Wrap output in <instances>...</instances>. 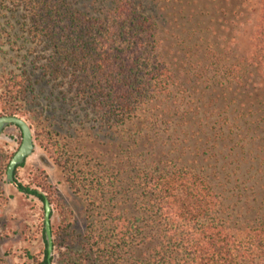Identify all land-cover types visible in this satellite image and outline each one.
I'll use <instances>...</instances> for the list:
<instances>
[{
	"label": "rangeland",
	"instance_id": "374dc122",
	"mask_svg": "<svg viewBox=\"0 0 264 264\" xmlns=\"http://www.w3.org/2000/svg\"><path fill=\"white\" fill-rule=\"evenodd\" d=\"M73 1L91 14L110 4ZM132 1L156 19L161 53L175 72L174 98L151 106L147 115L158 127L143 122L112 127L68 85L48 82L45 63L38 60L42 46L27 41L21 13L11 21L14 7L0 0V96L12 71H27L35 90V99L26 106L33 110L31 119L24 116L25 107L20 108L23 116H16L31 127L35 151L17 168L14 180L50 201L53 241L58 229L69 223L79 235L90 217L101 222L113 210L133 216L138 168L152 162L175 159L207 174L225 171L226 180L215 184L227 205L250 187L256 188L253 200H264V66L245 62L253 53L263 0ZM236 65L240 83L231 84L229 71ZM4 115L0 102V117ZM166 122L171 123L169 131ZM45 132L55 137L58 161L71 166L70 174L42 144L38 135ZM22 139L15 126L0 136V153L8 158V167ZM69 178L81 187L79 192ZM6 180V201L0 205V264H39L47 248L44 204ZM53 256H58L56 247Z\"/></svg>",
	"mask_w": 264,
	"mask_h": 264
},
{
	"label": "trees",
	"instance_id": "16d2710c",
	"mask_svg": "<svg viewBox=\"0 0 264 264\" xmlns=\"http://www.w3.org/2000/svg\"><path fill=\"white\" fill-rule=\"evenodd\" d=\"M5 1L14 7L11 21L21 13L27 41L42 46L38 60L45 63L48 82L68 85L112 127L136 122L158 127L147 115L151 106L174 98L175 72L161 53L153 16L132 0H109V6L94 14L73 0ZM253 41L245 62L264 66V0ZM229 74L231 84L240 83L238 65ZM5 83L6 93L0 96L4 116H23L20 108L35 99L31 75L12 71ZM24 113L31 119L33 110ZM166 123L169 131L171 123ZM51 134L38 137L58 161V143ZM7 161L0 153V205L6 201ZM57 164L73 171L66 163ZM225 173L207 174L175 159L146 164L138 168L134 183L133 216L113 210L101 222L90 217L79 235L73 223L60 227L54 241L58 256L49 261L46 248L39 264H264V200H253L256 188L250 187L238 192L235 204H225L215 184L226 180ZM72 178L68 183L79 192ZM13 183L19 193L44 204L46 196L38 190Z\"/></svg>",
	"mask_w": 264,
	"mask_h": 264
},
{
	"label": "water",
	"instance_id": "95a60500",
	"mask_svg": "<svg viewBox=\"0 0 264 264\" xmlns=\"http://www.w3.org/2000/svg\"><path fill=\"white\" fill-rule=\"evenodd\" d=\"M11 126L17 127L22 133V145L15 156L12 158L7 170V183L13 184L15 172L18 167L22 166L29 157L34 154L35 144L32 129L29 124L16 116H1L0 117V136ZM52 205L46 198L44 202V228L45 238L47 243L48 260L50 261L54 255V241L52 236Z\"/></svg>",
	"mask_w": 264,
	"mask_h": 264
}]
</instances>
